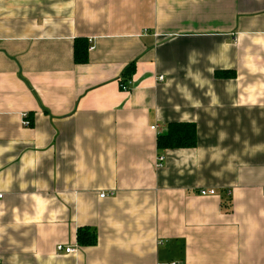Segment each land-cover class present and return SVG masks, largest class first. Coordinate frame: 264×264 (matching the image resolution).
I'll use <instances>...</instances> for the list:
<instances>
[{
    "label": "crops",
    "instance_id": "1",
    "mask_svg": "<svg viewBox=\"0 0 264 264\" xmlns=\"http://www.w3.org/2000/svg\"><path fill=\"white\" fill-rule=\"evenodd\" d=\"M0 262L264 264V0H0Z\"/></svg>",
    "mask_w": 264,
    "mask_h": 264
},
{
    "label": "trees",
    "instance_id": "2",
    "mask_svg": "<svg viewBox=\"0 0 264 264\" xmlns=\"http://www.w3.org/2000/svg\"><path fill=\"white\" fill-rule=\"evenodd\" d=\"M89 43L85 39H78L75 43V62L77 64H86L88 62ZM135 72L134 65L125 72L123 82L131 80ZM158 149H191L197 145L196 127L193 124H171L168 133L160 135L158 138ZM78 242L81 246L91 247L97 244V234L95 231L83 229L78 232Z\"/></svg>",
    "mask_w": 264,
    "mask_h": 264
},
{
    "label": "built area",
    "instance_id": "3",
    "mask_svg": "<svg viewBox=\"0 0 264 264\" xmlns=\"http://www.w3.org/2000/svg\"><path fill=\"white\" fill-rule=\"evenodd\" d=\"M90 50H94V47L91 46L89 48ZM160 80H163V77H160ZM133 88V82L131 80L127 81V82H121V90L123 92H130ZM23 126L24 127H30L31 126V121L29 120V115L28 114H24L23 117ZM152 130L154 131H159V127L158 126H153L152 127ZM160 133V132H159ZM165 161V157L163 156H159L158 157V163H157V168H162L163 167V163ZM216 194V191L215 190H205V189H202L200 191V195L201 196H214ZM108 197V195H101V198H106ZM78 251V248L77 247H65L64 245H60L57 247V252L59 254H67V255H74L76 254ZM0 264H2L0 262Z\"/></svg>",
    "mask_w": 264,
    "mask_h": 264
}]
</instances>
